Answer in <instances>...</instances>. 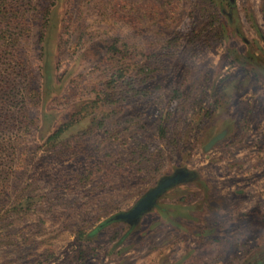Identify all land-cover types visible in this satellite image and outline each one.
Segmentation results:
<instances>
[{"label": "rangeland", "instance_id": "rangeland-1", "mask_svg": "<svg viewBox=\"0 0 264 264\" xmlns=\"http://www.w3.org/2000/svg\"><path fill=\"white\" fill-rule=\"evenodd\" d=\"M7 1L20 12L0 26V264H248L263 258L264 77L248 70L246 81L245 68L228 55L264 50V0H236L242 35L222 28L223 16L210 0ZM54 4L66 28L62 39L56 36L53 82L42 100L40 36ZM152 52L168 59L158 76L162 100L147 96H158L152 81L124 100L100 99L118 64L139 71ZM219 80L223 106L214 117L205 96ZM174 87L184 98L170 103ZM163 109L175 110L165 138L155 121ZM226 113L235 114L231 126L205 149L214 137L206 141V134L215 133V120ZM57 129L60 135L50 137ZM179 167L194 175L158 204H189L188 216L169 223L157 206L138 223L116 217ZM29 197L36 201L23 203ZM107 219L95 253L81 263L78 231Z\"/></svg>", "mask_w": 264, "mask_h": 264}, {"label": "trees", "instance_id": "trees-1", "mask_svg": "<svg viewBox=\"0 0 264 264\" xmlns=\"http://www.w3.org/2000/svg\"><path fill=\"white\" fill-rule=\"evenodd\" d=\"M209 3L212 5V8L217 10L219 13L222 14L223 17L220 18V24L223 26V29H227V27H232L234 29V33L237 35H242L240 28L237 24L238 18L236 17V0H210ZM53 8H48L46 10V17L44 22V29L41 32L40 41H42V45L40 47V54H41V87L42 90L38 93L40 99L46 100L47 96L50 93V86L53 82L52 78V71H54V49L56 47V36L57 38L62 39L65 35V28H61V18L58 13V4H54ZM18 12L20 10H13L12 3L7 0H0V26L3 24L9 25L11 24L12 20L18 17ZM61 33V37L59 34ZM63 35V36H62ZM59 36V37H58ZM60 42V41H59ZM61 46H57V50L60 48L62 49L63 43L60 44ZM116 49V46L112 44L109 48H107V52L113 53ZM151 56L150 59L144 60L143 64L141 65V69L138 71L130 70L128 67L125 68L123 63L118 64L119 68H115L116 70L112 73V77L107 80V85L105 88L102 89L100 99L101 100H109V101H116V100H124L126 95H133L131 90L134 91L135 94L139 92H143L150 87L146 85L148 81H152L153 89L159 91L158 96H152L155 94V91L151 94H147V96H151L153 100H162L161 97V87L162 84L158 81V76L161 71H164L165 67L168 65V59L164 57V55L157 54L156 52H152L149 54ZM231 59V62L234 64H238L240 67L245 68V79L246 81L251 79L249 76V71L251 70V76L253 78H262L264 77V50L260 51L259 53H238L236 49H231L230 54L228 55ZM169 58V57H168ZM253 65V66H252ZM250 67V68H249ZM222 80V79H221ZM221 80H219L214 86H212L211 91L209 92L211 97H206L205 100H209L207 104V112H210L211 116L215 117V114L218 113V110L222 108L223 104L220 102L222 95L221 88ZM233 81V79H232ZM140 84L141 86L136 88ZM245 85H248L247 82ZM150 86V85H149ZM144 93V92H143ZM134 94V95H135ZM184 98V90L178 87H174L171 89V93L168 94V99L170 103L174 100H181ZM229 100H226L227 107L226 110L229 108ZM157 113L160 116V119H156L157 123V135L161 138H165L168 133L172 129V125L175 122L174 113L175 110L173 109H163L158 110ZM235 114L226 113L225 118H218L215 120L214 126L217 127L216 131L221 130L224 126L230 127L232 123V119H234ZM49 116V115H48ZM46 120H48L47 115L43 116ZM202 122L201 118L198 116L196 118V122ZM219 121V123L217 122ZM220 128V129H219ZM60 129L53 131L50 137H56L60 135ZM215 131V132H216ZM214 131L210 128V132L206 134L205 138L206 141L213 136ZM208 138V139H207ZM186 147L185 145L181 146ZM184 149V148H183ZM181 150V149H180ZM36 201L29 197L23 203L30 202L34 203ZM30 203H27L29 205ZM158 210L162 216V218L169 223H175L174 217L176 215L180 216H188V211L191 209L189 204L181 205L176 203H166V204H156ZM111 219H107L104 222L96 225L89 231H78L77 241L79 242V248L75 251L77 253L78 258H80V262L83 263L85 260L89 259L91 255H93L94 248L98 246V243L95 242L97 239V233L103 226L109 223ZM178 223V222H176ZM180 224V223H179ZM126 235V234H125ZM124 235V236H125ZM127 248L124 247L119 251H124ZM254 258L252 262L248 264H260V260H256ZM263 259V258H262Z\"/></svg>", "mask_w": 264, "mask_h": 264}, {"label": "water", "instance_id": "water-1", "mask_svg": "<svg viewBox=\"0 0 264 264\" xmlns=\"http://www.w3.org/2000/svg\"><path fill=\"white\" fill-rule=\"evenodd\" d=\"M222 133L212 137L210 141L206 144L205 148L211 146ZM189 175V172L184 168H179L175 170L172 174L162 177L156 186L149 189L137 202L136 204L128 211L119 213L116 217L124 218L129 223H137L140 216L146 211L152 209L155 206L156 200L160 195L170 186L187 179L186 176ZM260 264H264V259Z\"/></svg>", "mask_w": 264, "mask_h": 264}, {"label": "crops", "instance_id": "crops-1", "mask_svg": "<svg viewBox=\"0 0 264 264\" xmlns=\"http://www.w3.org/2000/svg\"><path fill=\"white\" fill-rule=\"evenodd\" d=\"M225 132H227V128H226V127L222 128V129L219 130L218 132H215V134H213V136H216V135H218V134H220V133H222V135H223ZM222 135H221V136H222ZM221 136H220V138H221ZM211 137H212V136H211ZM220 138H218V139H220ZM215 143H216V142H215ZM215 143H214V144H215ZM214 144H213V145H214ZM213 145H212V146H213ZM205 146H206V144L204 145V148H205ZM208 148H209V147H208ZM208 148H205V149H208ZM188 179H191V178H188ZM185 180H186V179H185ZM183 181H184V180H182V181H180V182H178V183H176V184H179V183H181V182H183ZM176 184H174V185L168 187V188H167V189H166V190L160 195V197H161V196H162V195H163V194H164L169 188L175 186ZM160 197L158 198V201H159ZM158 201H157V202H158ZM146 212H147V211H146ZM146 212H145V213H146ZM145 213H144V214H145ZM144 214H142V215H144ZM142 215H141V216H142ZM141 216H140V218H141ZM140 218H139V219H140ZM137 223H138V222H137ZM204 233H205V232H204ZM206 236H209V235H206ZM254 258H255V257H254ZM254 258L252 259V261L254 260ZM263 259H264V257H263ZM263 259L261 258V261H262Z\"/></svg>", "mask_w": 264, "mask_h": 264}, {"label": "flooded vegetation", "instance_id": "flooded-vegetation-1", "mask_svg": "<svg viewBox=\"0 0 264 264\" xmlns=\"http://www.w3.org/2000/svg\"><path fill=\"white\" fill-rule=\"evenodd\" d=\"M179 168H184L185 170H187V171L189 172V175L186 176L187 179L190 178V177H192V176L194 175L193 171L188 170V168H185V167H179ZM179 168H176V170L179 169ZM174 171H175V170H174ZM158 198H159V197H158ZM158 198H157V200H156L155 206H156V204L158 203V202H157V201H158Z\"/></svg>", "mask_w": 264, "mask_h": 264}]
</instances>
